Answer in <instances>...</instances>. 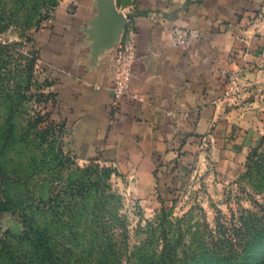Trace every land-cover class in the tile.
<instances>
[{
	"label": "rangeland",
	"instance_id": "374dc122",
	"mask_svg": "<svg viewBox=\"0 0 264 264\" xmlns=\"http://www.w3.org/2000/svg\"><path fill=\"white\" fill-rule=\"evenodd\" d=\"M60 2L0 0V264H136L169 252L192 264L217 238L247 236L248 220L264 223L263 82L229 77L220 129L157 159L150 180L111 160H79L53 116L58 97L37 43ZM30 225L49 227V260Z\"/></svg>",
	"mask_w": 264,
	"mask_h": 264
},
{
	"label": "crops",
	"instance_id": "0c3cea01",
	"mask_svg": "<svg viewBox=\"0 0 264 264\" xmlns=\"http://www.w3.org/2000/svg\"><path fill=\"white\" fill-rule=\"evenodd\" d=\"M114 5L115 0H61L37 43L58 97L53 116L65 121L78 159L111 160L150 180L157 159L197 143L210 125L220 129L229 77L264 84V0ZM110 6L137 34L130 95L117 107L113 64L125 32H101ZM173 26L196 28L200 37L188 48L174 47Z\"/></svg>",
	"mask_w": 264,
	"mask_h": 264
},
{
	"label": "trees",
	"instance_id": "16d2710c",
	"mask_svg": "<svg viewBox=\"0 0 264 264\" xmlns=\"http://www.w3.org/2000/svg\"><path fill=\"white\" fill-rule=\"evenodd\" d=\"M54 97V96H53ZM50 119V113H47ZM51 123L56 121L50 120ZM64 126V123H60ZM246 229L248 235L243 237L240 230H236V237L217 238L214 241L215 250L204 248L192 264H264V223L260 220L250 219ZM28 233L35 235V241H31L33 247L41 252V257L49 260L54 255V243L52 234L47 225L33 228L27 227ZM109 257H115L113 253H107ZM190 260V259H189ZM179 261L174 254L163 253L158 257L139 254L136 264H176ZM191 261V260H190ZM187 261L183 264H191ZM60 264H71L69 261H60ZM182 264V263H181Z\"/></svg>",
	"mask_w": 264,
	"mask_h": 264
},
{
	"label": "built area",
	"instance_id": "2783aa9c",
	"mask_svg": "<svg viewBox=\"0 0 264 264\" xmlns=\"http://www.w3.org/2000/svg\"><path fill=\"white\" fill-rule=\"evenodd\" d=\"M125 38L119 43L115 51L113 64V94L112 105L117 107L120 101L129 96V85L136 60V32L126 24L123 29ZM170 43L174 47L188 48L200 37L196 28L173 26L169 29ZM134 97H137L134 95Z\"/></svg>",
	"mask_w": 264,
	"mask_h": 264
},
{
	"label": "water",
	"instance_id": "95a60500",
	"mask_svg": "<svg viewBox=\"0 0 264 264\" xmlns=\"http://www.w3.org/2000/svg\"><path fill=\"white\" fill-rule=\"evenodd\" d=\"M127 24L126 17L117 12L114 7L110 6L108 11V20L101 25V32L119 34Z\"/></svg>",
	"mask_w": 264,
	"mask_h": 264
}]
</instances>
